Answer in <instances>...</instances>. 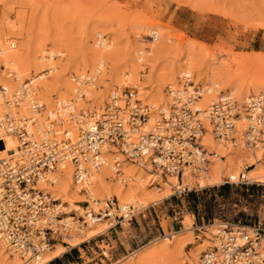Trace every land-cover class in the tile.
I'll list each match as a JSON object with an SVG mask.
<instances>
[{
	"label": "rangeland",
	"instance_id": "1",
	"mask_svg": "<svg viewBox=\"0 0 264 264\" xmlns=\"http://www.w3.org/2000/svg\"><path fill=\"white\" fill-rule=\"evenodd\" d=\"M96 34L109 38L114 66L136 62L137 50L144 49V68L138 70L139 74L140 71L144 72V76L140 79L137 73L136 77H123L118 84L107 77L109 67H101V72L95 75L91 85L95 84L93 89L103 94L106 85L114 83L107 89L101 108H97L94 98L85 97V103L77 106L76 111L81 107L101 111L113 87L122 88L126 83L132 85L139 81L143 86L140 87L143 100L156 104V107L166 102L168 104L166 87L175 86L181 80L176 70L178 63L186 60L191 64L190 73L194 83L203 88L211 74L217 76L219 86L230 83L250 88L254 82H264V0H0V42L5 38L14 40L15 50L23 65H32L37 62V56H43L42 50H38L42 40L49 47L57 42L56 47L64 51L61 59L55 57L58 73L46 70L49 76L43 80L45 86L49 87L47 90L52 93L57 86L64 85L67 78L75 87L71 80L73 76L94 75L92 70H86L87 67L84 71L80 68L89 62L87 54L89 48L95 46ZM150 36H153V40ZM1 64L2 61L0 81L13 78V73L10 75ZM226 91L230 92L226 89L221 93ZM34 92L42 101L37 88ZM231 94L236 100L235 94ZM68 98L66 100H71V97ZM49 106L44 105L45 110H49ZM152 120L153 114L150 115V123ZM222 160L226 163L224 157ZM130 161L126 159L121 167L126 165L132 169ZM132 163L135 164L133 169L139 166L147 173L152 172L137 162ZM152 167L154 171L157 169ZM249 168L250 165L241 161L236 172L228 166L224 172L208 178L200 175L197 179V176L190 175L192 178L187 181L179 177L180 181L170 186L163 185L167 174L161 172V176L148 186L147 196L137 200L145 208L136 218L124 221L122 227L117 225L110 229L111 223L102 219V226L92 236L87 226L82 231L84 233H79L78 229L75 231L73 227L71 233L68 231L58 236L52 247L77 242L75 249L83 258L78 260L86 264H125L133 259L135 249L147 243L156 246L164 244L169 249L163 264H200L202 252L209 247V238L216 229L214 227L206 232L205 225L220 224L218 229L226 222L248 224L264 221V183L249 179L253 185L249 186L248 191L242 185L223 184L230 173L237 177L243 172L247 177ZM179 182L181 187L187 185L191 190L177 193L176 185ZM105 183L108 189L103 194L116 198L113 187L119 184L117 178L113 175ZM124 184L127 185V182ZM62 198L58 200L64 208L79 206L84 209L86 201L89 202L83 190L75 193L74 188ZM102 203L93 205L89 202V207L97 210ZM83 209H73L76 219ZM202 246H205L204 250ZM9 258L5 264H11ZM30 262L19 260L21 264ZM45 264L58 263L53 259Z\"/></svg>",
	"mask_w": 264,
	"mask_h": 264
},
{
	"label": "built area",
	"instance_id": "2",
	"mask_svg": "<svg viewBox=\"0 0 264 264\" xmlns=\"http://www.w3.org/2000/svg\"><path fill=\"white\" fill-rule=\"evenodd\" d=\"M153 40V36H150ZM99 46L109 43L104 34H96ZM4 69V66L1 64ZM140 71L139 78L144 76ZM179 83L167 85L169 103L155 106L140 97L139 83L115 86L110 90L102 112L79 108L70 102H61L52 109L35 96L31 81L10 95L0 84L5 97L0 114V134H9L19 142L17 151L0 159V246L20 257H38L67 231L76 220L77 228L106 219L108 228L122 227L145 207L139 204H120L116 198L105 199L97 210L88 208L76 219L75 211L64 213L63 205L34 184L43 179L49 184L56 180L55 169L68 162L75 163V181L86 193L89 172L81 163L98 169L104 164V153H119L115 158L116 169L126 159L137 162L147 156L150 163L165 174L183 175L188 169L197 173L207 169L210 162L208 151L201 143L206 131L203 119L211 125V133L222 144L233 147L241 142L247 147L264 149V91L250 94L245 103L246 126L238 135L236 121L240 116L237 103L229 91L216 100L202 106L204 89L194 83L190 72H183ZM75 98L84 99L94 83V75H75ZM26 103L28 114L20 111ZM44 112L45 121L37 123V115ZM153 114L152 123H148ZM66 118L77 125L75 134L67 128ZM1 145L2 142L0 141ZM253 185L241 172L236 179L223 184ZM257 184V183H256ZM177 193L191 189L178 186ZM88 200V199H87ZM213 243L202 252L200 264H264V221L248 224L226 222L212 233ZM70 264V263H69Z\"/></svg>",
	"mask_w": 264,
	"mask_h": 264
},
{
	"label": "bare ground",
	"instance_id": "3",
	"mask_svg": "<svg viewBox=\"0 0 264 264\" xmlns=\"http://www.w3.org/2000/svg\"><path fill=\"white\" fill-rule=\"evenodd\" d=\"M94 41H95L94 42L95 46L92 48H89L90 49V52L88 53L89 55L87 54L88 59H89L88 64L83 66V68H80L82 69L81 71H84L86 67H87L86 70H92L94 74V79H95V75L101 72L100 70L101 67H105L107 69L106 66H108L109 74L108 75L105 74V75H107V77H110L112 82L119 84L121 80L123 81V77L124 78L125 77L128 78V76L136 77V74L138 73L139 68H144L142 64V57H143L142 55L145 52L144 49H138V50L136 49L138 53L136 62L132 61L131 64H128L125 62V63H121L119 65L114 66L111 60V43H108L105 46H99L96 40ZM52 44H54V42ZM57 45L58 44L56 42L53 47H49L48 43L42 40L41 43H39L38 50L39 51L42 50V52L44 53L43 56H37L36 58L37 62L35 63L33 62L32 65H23L19 61L20 58H18L19 56L17 55V51L15 50L16 45H15L14 40H10V39L8 40V38H5L4 41L0 42V60L2 61L3 66L9 71L10 75L11 73H13L12 76H14L13 78L11 77L9 78L8 76L9 79H5L4 81L2 79V81H0L1 84L4 85L5 87L8 85V87H6V90H7L6 93L10 95L14 91L23 87V85H25L24 83L25 80L31 81L32 88H34V90H36V88L38 89L39 96L42 99V101L40 100V102L43 105L48 107L49 105H51V102L54 99L52 105H58V103H61V102H65V103L70 102L71 106L76 111L77 106H80L85 98L77 99L75 98V93L74 95H72V91H74L76 88L71 84V82L69 81L70 79L67 78L68 76H66L67 79L65 78L66 80L64 81V85L57 86L53 93L47 90L49 87L47 88L45 84L43 83V80L49 76L46 70H51L54 72L59 71L58 70L59 67L57 66L56 63H54V61H56L55 57H57L56 59L58 60L61 59L64 51L60 50L59 46L56 47ZM191 70H192L191 64L190 62H188V60H186L185 62L183 61V62L178 63L176 72H178L181 75L183 72L185 71L190 72ZM59 74H62V73H59ZM104 77L103 79L107 78V77L105 78ZM61 78L63 80V77ZM114 83L110 85H106L105 92L103 94L93 89L95 87V84H94V86H91L89 88L90 90L88 89L86 93L87 95L86 97H88L89 99L94 98L98 106L97 108L99 109L101 108L103 101L106 99L107 89L109 88V86L114 85ZM138 83L140 84V81ZM174 83H175V80H174ZM19 84H21L20 88H18ZM127 84L129 83H126L125 85ZM141 88H143V86H141ZM203 89L205 91L201 99V104L203 107L207 106L210 102L214 101L215 98L222 91L226 89H229L230 93L235 94L236 96L235 101L240 111V116L236 121V128L238 130V135L241 136L246 126V114H245L244 103L247 97L250 94H252V92L257 93L259 91H264V82H254L250 88L236 86L230 83H228L226 86H219L217 76L215 74H211ZM51 90H54V89H51ZM54 95H57V96L54 97ZM166 96L168 99L167 93H166ZM60 97H61V101H60ZM68 97H71V100L69 101L66 100ZM4 99L5 97L0 93V114L2 113L4 109V106H3ZM155 101L156 100H154V103H157ZM84 103L85 102H83V104ZM166 104L167 102L163 105H166ZM52 107L49 106V109H52ZM81 108H84V107H81ZM19 109L23 114H26V115L28 114V108H27L26 103H23ZM103 109L101 111L96 110V109L94 110H96L97 112H102ZM88 110H92V109H88ZM43 114L44 113L42 111L37 115V120H36L37 123L40 124L45 121V117H43ZM203 121H204V126L206 128V131L201 138V143L204 145L205 148L206 147L208 149L213 148L215 150V151L214 150L210 151L206 148V150L208 151V158H210V162H209L210 168L208 166L206 170L201 171L197 173L196 175L190 173L188 169H185L183 171V175L180 178V180L187 179L188 181L190 178L196 177V176H197V179H199L200 175H204L207 178L210 175L215 176V175H218L219 172L223 171L224 168L228 166L229 168L231 167L234 172H236V167L239 165V163L241 161L242 162L245 161L247 165H250V168L246 172L247 177H248L247 179L248 180L253 179L255 182L264 183V164H263L264 163L263 162L264 161V149L261 146L247 147L244 145L243 142H241L238 146H235V147L227 143L222 144L221 142L216 140L213 134L211 133V125L209 123V120L205 118L203 119ZM148 123H150V119ZM66 126L72 132V134L76 133L78 125L74 120L66 118ZM0 141L2 142V145L0 147V159L7 157L10 151L18 150L19 142L17 141L16 137H14L13 135L0 134ZM120 156L121 155L119 153H116L115 155H113L110 152L104 153V164L98 169L93 168L88 163L80 164L81 167H87V170L89 172L88 184L85 187L86 193L85 192L84 193L89 198L88 199L89 202L92 203L93 205H100L103 202V200L108 198L107 194H103V192L105 193L108 189L105 183V180L107 178L112 177L113 175L115 176V178H117L119 182V184L118 185L116 184V186H114L113 189H114L116 198L120 201V204H128L127 202L138 204L137 200H139L141 197L147 196L148 186L152 185L153 182L157 179V177L161 176L160 169H156L154 171L152 167L153 165L150 163L147 156L140 157L139 159H137V163L141 166H144L146 169L152 171L151 173H147L144 170V168H141L139 166L133 169V166L135 164L132 163V160L130 162H131V165H133L132 166L133 170L127 168L126 165H124L123 167H120V170H117L116 169L117 167L114 164V159L116 157L119 158ZM223 157L226 159V163L222 160ZM213 158H216V159H213ZM126 162L128 163V161ZM75 170H76V167H75V163L73 162H68V163H65L64 165H60L55 169L56 180L53 184H49L47 181L40 179L34 184L33 187L36 189H43V191L48 192L50 197L54 200L63 199L62 195H64L71 188H74L75 193L83 190V186L78 184L74 179ZM190 175L192 177H190ZM179 177L180 176H177L176 174H167V179L165 180V182H163V185L170 186L171 183L180 181ZM229 178L236 179V175H234L233 173H230ZM126 182H127V185L124 184ZM179 185H180V182L178 183V185H176V187H178ZM64 202H67V201H64ZM88 208L90 207L88 206ZM63 209L65 210L64 213L69 214L74 210L83 209V207L81 208L79 206H74L73 208L74 210L69 207H65ZM103 220L106 221V219H103ZM102 224L103 222L101 220L95 224L88 223L87 227L86 226L85 227L88 228V233H90V235L92 236L97 233V231L100 229V226H102ZM218 226H220V224L219 225H215V224L205 225L206 232L208 230L211 231L213 230L214 227H216V229L212 231V233H215L216 230H218L217 229ZM73 227L75 228V231L76 229H78L79 233L85 230L84 229L85 227L83 228L84 230L77 228L76 221H73V223L71 222V225L67 229V231L63 232V234H65L68 231L70 233L71 231H74ZM163 239H166V238H163ZM212 239H213L212 236H210L209 247L213 243ZM203 241L207 242V240H203ZM76 243H73V244H76ZM206 244L203 243V245H206ZM52 245L49 247V249H47L44 253H42L38 257H31L27 255L24 258L20 257L17 253L11 252L10 250H7L3 246H0V264H5V261L9 257L11 258V262H10L11 264H21L19 263L20 259H22L23 262L32 261L29 264H43L52 255L64 249L63 247L58 246V245L53 248ZM261 246L264 247V237H262L261 239ZM168 247H165L164 244H160L156 246V244L147 243L143 245L142 247L135 249L132 252L131 258L133 259L127 260L125 264H163V259L168 254L167 252V249H169ZM199 252L201 251L199 250Z\"/></svg>",
	"mask_w": 264,
	"mask_h": 264
},
{
	"label": "crops",
	"instance_id": "4",
	"mask_svg": "<svg viewBox=\"0 0 264 264\" xmlns=\"http://www.w3.org/2000/svg\"><path fill=\"white\" fill-rule=\"evenodd\" d=\"M54 244V243H53ZM78 244V243H76ZM73 245H68V244H63V248L61 251L55 253L54 255H52L46 262H44L43 264L47 263L48 261H51L53 259H58V264H86L85 261H81L78 259H83L81 253L76 251V247ZM57 244H55L54 247H56ZM65 246V247H64ZM53 247V248H54ZM82 249V248H81ZM53 250V249H51ZM83 250V249H82Z\"/></svg>",
	"mask_w": 264,
	"mask_h": 264
},
{
	"label": "trees",
	"instance_id": "5",
	"mask_svg": "<svg viewBox=\"0 0 264 264\" xmlns=\"http://www.w3.org/2000/svg\"><path fill=\"white\" fill-rule=\"evenodd\" d=\"M54 262L57 263L58 262V259H54Z\"/></svg>",
	"mask_w": 264,
	"mask_h": 264
}]
</instances>
